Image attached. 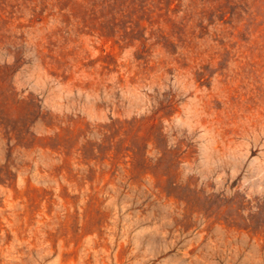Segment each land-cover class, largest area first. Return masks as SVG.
<instances>
[{"label": "rangeland", "instance_id": "1", "mask_svg": "<svg viewBox=\"0 0 264 264\" xmlns=\"http://www.w3.org/2000/svg\"><path fill=\"white\" fill-rule=\"evenodd\" d=\"M0 264H264V0H0Z\"/></svg>", "mask_w": 264, "mask_h": 264}]
</instances>
